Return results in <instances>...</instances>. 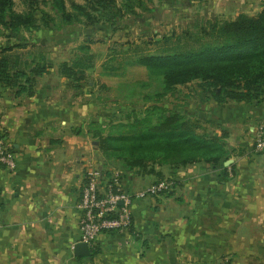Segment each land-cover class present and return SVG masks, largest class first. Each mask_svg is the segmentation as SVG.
Listing matches in <instances>:
<instances>
[{"label": "crops", "instance_id": "crops-1", "mask_svg": "<svg viewBox=\"0 0 264 264\" xmlns=\"http://www.w3.org/2000/svg\"><path fill=\"white\" fill-rule=\"evenodd\" d=\"M230 2L236 16L264 8V0ZM98 96L92 81L75 88L57 66L32 96L0 83V141L16 158L13 169L0 164V264H264V151L254 150L264 100L203 102L205 127L225 133L221 162L155 165L156 174L102 152L92 124L107 106ZM91 169L119 170L126 191L160 179L173 186L134 200L131 228L100 233L89 255L76 256Z\"/></svg>", "mask_w": 264, "mask_h": 264}, {"label": "trees", "instance_id": "trees-1", "mask_svg": "<svg viewBox=\"0 0 264 264\" xmlns=\"http://www.w3.org/2000/svg\"><path fill=\"white\" fill-rule=\"evenodd\" d=\"M20 1L25 6L23 11L15 9L16 0H0V35L8 41L0 44V83L14 89L16 96H32L37 78L49 72L52 65L43 52L31 62L24 58L27 42L13 40L16 36L41 28L64 31L77 22L90 27L101 17L116 30L118 18L138 16L136 9L149 10L147 5L152 0L73 1L74 12L66 0ZM162 42L157 52L141 54L130 63L142 67L145 78L159 85V97L196 81L202 102L264 100V8L256 15L240 13L231 20L208 21L195 32H185L176 39L165 36ZM94 64L87 41L78 46L71 63H61L59 72L78 88ZM188 117L184 112L170 111L154 123L149 115L128 124L127 130L101 138L99 146L107 157L121 159L129 168L156 174L160 173L155 165L220 163L225 153V133L215 135L205 127L208 122Z\"/></svg>", "mask_w": 264, "mask_h": 264}, {"label": "rangeland", "instance_id": "rangeland-1", "mask_svg": "<svg viewBox=\"0 0 264 264\" xmlns=\"http://www.w3.org/2000/svg\"><path fill=\"white\" fill-rule=\"evenodd\" d=\"M73 1L84 4L83 0H66L72 12ZM147 6L149 10L136 9L138 16L118 18L116 30H113L107 18L101 17L98 23L90 27L77 22L74 27H67L64 31L41 28L23 31L13 39L27 42L24 58L29 62L43 52L52 67H60L65 61L71 63L76 57L78 46L89 41L95 64L87 73V79L93 82L96 97L99 95L97 100L107 106L105 111L97 114L92 124L97 145L101 138L127 130L128 124L149 115L154 123L170 111L184 112L191 120H201L204 114L199 112L206 109L196 81L179 85L174 91L159 97V85L145 78L142 67L130 63L141 54L157 52L165 36L176 39L185 32L197 31L208 21L231 20L238 16V9L230 8V0H152ZM15 9L23 11L25 6L16 0ZM244 9L256 15L255 8ZM60 38L63 40L62 47ZM6 42L7 39L0 35V44ZM112 68L117 71L111 72ZM260 125L255 128V132Z\"/></svg>", "mask_w": 264, "mask_h": 264}, {"label": "built area", "instance_id": "built-area-1", "mask_svg": "<svg viewBox=\"0 0 264 264\" xmlns=\"http://www.w3.org/2000/svg\"><path fill=\"white\" fill-rule=\"evenodd\" d=\"M254 150L264 151V125H260L255 132ZM0 164L10 169L16 165L12 148L2 141H0ZM122 184V173L119 170L111 171L108 175L98 169L87 172L78 203L82 213L80 242L89 244L91 248L100 233L131 228L134 200L167 193L173 186L170 179L157 180L137 191H126Z\"/></svg>", "mask_w": 264, "mask_h": 264}, {"label": "water", "instance_id": "water-1", "mask_svg": "<svg viewBox=\"0 0 264 264\" xmlns=\"http://www.w3.org/2000/svg\"><path fill=\"white\" fill-rule=\"evenodd\" d=\"M91 248L89 246V244L85 243V242H77L74 245V254L76 256H87L90 254Z\"/></svg>", "mask_w": 264, "mask_h": 264}]
</instances>
